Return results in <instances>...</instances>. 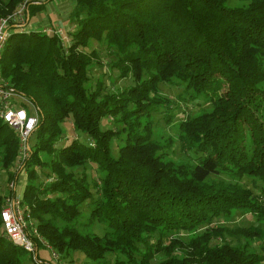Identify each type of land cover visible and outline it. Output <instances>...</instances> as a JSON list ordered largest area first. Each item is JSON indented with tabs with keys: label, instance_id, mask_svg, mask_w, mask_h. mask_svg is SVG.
<instances>
[{
	"label": "trees",
	"instance_id": "trees-1",
	"mask_svg": "<svg viewBox=\"0 0 264 264\" xmlns=\"http://www.w3.org/2000/svg\"><path fill=\"white\" fill-rule=\"evenodd\" d=\"M22 1L0 0V15ZM31 1L27 21L51 0ZM240 1L72 0L74 28L66 46L52 32L11 29L0 74L39 113L29 133L33 145L21 158L27 180L20 197L54 249L76 247L90 259L86 264H262L264 245L259 250L252 240L264 238L263 228L212 224L236 210L264 223V0ZM92 40L114 51L112 66L133 84L108 91L96 79L88 89L95 53L83 49ZM159 82L182 83L180 99L210 104L176 123L179 143L195 154L192 160L164 156L151 137L153 106L177 105L158 95ZM105 115L126 127L115 156L110 139L119 138V129L102 128ZM67 118L85 139L57 144ZM18 154L17 133L0 118V167L7 179L15 181L18 172L9 167ZM88 163L101 172L95 197ZM36 166L49 173L33 182ZM247 176L250 185L242 182ZM87 198V221L106 225L101 235L76 226ZM176 232L185 236L169 235ZM24 252L0 228V264H22Z\"/></svg>",
	"mask_w": 264,
	"mask_h": 264
},
{
	"label": "rangeland",
	"instance_id": "rangeland-1",
	"mask_svg": "<svg viewBox=\"0 0 264 264\" xmlns=\"http://www.w3.org/2000/svg\"><path fill=\"white\" fill-rule=\"evenodd\" d=\"M227 3L230 5L242 4L240 0H227ZM72 5H73L72 0H52L48 2L42 10L36 12L35 14L29 17L27 22L28 24L25 27V29L39 30L42 27H48V26H53L56 29L59 28L60 30H58L57 35L61 39L62 45L66 46L69 43V34L66 30L67 28L74 25V21L70 18V10L72 8ZM90 49L94 51L95 57H93L92 63L88 66V70H87L88 80L86 82V86L88 87L89 90H92L94 88L93 84L96 79H99L102 85L108 91H120L127 85L133 84V80L131 76H122V77L119 76L118 67L112 66L114 64L112 62L116 59V55L114 51H112L109 48H106L103 44L96 42L94 40L90 41L89 44L83 50L89 51ZM263 67H264V62H263ZM157 87H158V91H157L158 95L174 100L177 105L174 107H166L163 104L155 105V106L152 105L154 108V112L151 116V120H152L151 137L153 140L160 142L162 144L161 147H163L162 149H164L165 151L164 156L169 155L174 159H185L189 157L192 160V157L194 158L195 154L192 153L190 150L183 149L179 143V140L177 138L176 123L178 119L182 118L186 113L191 114L203 108H208L210 104L208 101L201 99H199L200 101L198 103L195 102V99L189 101H183L182 99H180L178 95L180 93H183V91H181L182 83H175L169 85L165 82H159L157 84ZM23 95L25 96V94ZM166 113H170L168 120H165V116H167ZM100 124L102 128L108 126L115 130L119 129L118 132L119 138L113 136L110 139V153L113 156H115L117 153V144L120 143L122 141L121 138L125 136L126 127L123 123H118L113 121L110 115L103 116L101 118ZM122 124L123 127L122 129H120ZM61 127L63 130V137L57 142V144L66 143L71 137L85 139L84 134H82L81 132H79L78 130L72 127L71 122L68 118L61 122ZM33 140H34V135L33 133H31L28 136V143L30 146L33 145ZM18 153H20L19 149H18ZM18 155H19L18 159L15 160L14 164L9 167L11 171L18 172L16 174L15 181L12 178L7 179L5 170L2 167H0V194H2L1 206L4 202V199L7 196H9L8 194H10L12 191H15L17 194H20V191L27 180L24 175V169H22L20 154ZM86 166H87L86 169L87 179L89 181V185L91 187L92 192L94 191L92 195L93 197H95L97 194L96 186L99 184L97 177L99 174H101V172L98 169H95V167L92 166L90 163H88ZM69 168H70L69 166L66 167V169ZM75 168H78L77 170H79L80 166H76ZM36 169L38 170V175L36 174V176L33 179H31L33 182H37L41 180L43 178L44 172L49 173L48 168L45 166H36ZM219 176L220 175H215V177H219ZM221 176L225 178V175H221ZM242 182L246 185H250V178L247 176L242 179ZM10 183L12 186H10ZM92 183L93 184L95 183L96 185H93L94 186L93 187ZM90 200H91L90 198H87L79 205V215L76 220V226L78 227V230H80L81 232L88 231L101 235L107 229L105 223L103 221H97V220H92L91 222L87 221V215L92 205ZM43 216L47 218L48 214L44 213ZM54 222L56 225L61 224V221L56 219H54ZM212 224H224L227 226L230 225L246 226L249 224H255L264 229V223L256 222L249 213L242 212L240 210H236L233 213V215L230 217V219L227 220L215 218ZM172 234H174L176 237H181V238L185 236V233L183 232L170 233L169 235ZM237 238H239V240H242V236L240 237L237 236ZM229 239L231 243H235L237 240L234 237H231ZM252 241H253L252 244L253 247L258 248L259 250L261 249L260 246L264 245V238H262L261 241H258L255 237H253ZM54 250L58 253L59 264H86L87 262L90 261V259L87 258L83 254V252L76 247L68 248L67 250L62 252H59L56 249ZM173 251L179 252L180 250L177 247H175L173 248ZM159 252H161L162 256H165L164 253L168 252V248H165L164 250L162 249ZM169 252L172 251L170 250ZM37 254L41 258H47V259L50 258V253L48 249L44 247L43 243L41 242H39L37 245ZM103 254L108 259H112V257L114 256L113 252L108 249H104ZM21 262L22 264H32L33 259L27 251H25L22 254ZM262 264H264V261L262 262Z\"/></svg>",
	"mask_w": 264,
	"mask_h": 264
},
{
	"label": "built area",
	"instance_id": "built-area-1",
	"mask_svg": "<svg viewBox=\"0 0 264 264\" xmlns=\"http://www.w3.org/2000/svg\"><path fill=\"white\" fill-rule=\"evenodd\" d=\"M26 1H22L11 13L0 15V53L11 29L26 30ZM31 2L36 3V0ZM51 32L58 34V30ZM0 118L17 133L19 154L20 158H23L28 148L29 133L38 119V107L21 92L14 91L1 74ZM10 186H12L11 183ZM12 192L4 199L0 207L1 234L11 243L27 251L33 259L32 264H59L58 253L39 233L29 207L22 202L20 194ZM39 242L48 249L49 259L38 256Z\"/></svg>",
	"mask_w": 264,
	"mask_h": 264
},
{
	"label": "crops",
	"instance_id": "crops-1",
	"mask_svg": "<svg viewBox=\"0 0 264 264\" xmlns=\"http://www.w3.org/2000/svg\"><path fill=\"white\" fill-rule=\"evenodd\" d=\"M51 1H52V0H51ZM49 2H50V1H49ZM47 3H48V2H47ZM47 3H46V4H47ZM46 4L44 5V7L46 6ZM44 7H43V8H44ZM27 22H28V21H27ZM27 24H28V23H26V26H27ZM26 26H25V27H26ZM73 28H74V25L71 26V27H69V28H67L66 31L68 32V31L72 30ZM35 30H37V29H35ZM53 30L55 31V30H60V29H59V28L56 29V28H54L53 26L42 27L41 29H39V31H45V32H51V31H53ZM63 37H64V36H63Z\"/></svg>",
	"mask_w": 264,
	"mask_h": 264
}]
</instances>
